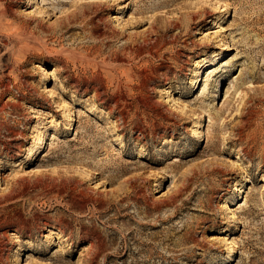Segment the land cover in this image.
I'll use <instances>...</instances> for the list:
<instances>
[{
	"label": "rangeland",
	"instance_id": "rangeland-1",
	"mask_svg": "<svg viewBox=\"0 0 264 264\" xmlns=\"http://www.w3.org/2000/svg\"><path fill=\"white\" fill-rule=\"evenodd\" d=\"M0 264H264V0H0Z\"/></svg>",
	"mask_w": 264,
	"mask_h": 264
},
{
	"label": "bare ground",
	"instance_id": "bare-ground-1",
	"mask_svg": "<svg viewBox=\"0 0 264 264\" xmlns=\"http://www.w3.org/2000/svg\"><path fill=\"white\" fill-rule=\"evenodd\" d=\"M42 142V141H41ZM41 145V144H40Z\"/></svg>",
	"mask_w": 264,
	"mask_h": 264
}]
</instances>
